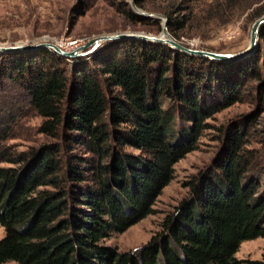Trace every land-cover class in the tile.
Segmentation results:
<instances>
[{"label": "trees", "instance_id": "1", "mask_svg": "<svg viewBox=\"0 0 264 264\" xmlns=\"http://www.w3.org/2000/svg\"><path fill=\"white\" fill-rule=\"evenodd\" d=\"M178 7L164 12L173 36L199 15ZM250 8L259 17L264 0H214L201 18L229 21ZM0 90V164H8L0 165V264H264L235 257L242 241L264 236V164L249 146L258 109L221 127L211 166L185 183L188 197L141 248L104 243L154 212L174 164L195 149L209 119L235 103L264 104V24L257 49L234 61L135 39L76 62L47 49L0 53ZM4 112L9 121L41 117L37 132L48 140L8 145ZM178 117L190 126L171 143Z\"/></svg>", "mask_w": 264, "mask_h": 264}, {"label": "rangeland", "instance_id": "2", "mask_svg": "<svg viewBox=\"0 0 264 264\" xmlns=\"http://www.w3.org/2000/svg\"><path fill=\"white\" fill-rule=\"evenodd\" d=\"M132 1H134L138 9L157 14L159 18L138 14L132 5ZM213 1L141 0L142 5L139 6L136 4V0H0V44L6 46L17 43L42 42L57 44L62 41L72 43L76 40L85 43L97 36L120 32H142L160 36L164 21L168 19L164 12H173L172 10L182 5V7L178 8L190 6L193 8V12L197 13V15L199 13V15L194 21L187 22L182 30L175 33V36L167 30L172 39L188 48L214 52L233 53L245 49L249 43L251 24L256 19L252 16V8L242 13L236 12L229 21H227V18L218 21L202 19V10ZM256 5L254 4L253 7ZM129 11L145 18V20L138 21V19L127 17L126 12ZM118 41L121 40L103 41L94 47L88 56L82 57H92L107 44ZM36 50L39 49L15 52ZM77 59L67 60L76 62ZM6 83V81H2L4 87ZM254 84V81H247L246 88L249 92L254 93ZM6 92L10 96L11 91ZM0 96V100L3 101L4 93L0 92ZM7 100L9 101V98ZM263 108L264 104L257 107L255 103H235L209 119L207 121L209 127L202 131L196 142L195 149L186 153L174 164L173 178L157 196L152 206L154 212L130 225L125 231L112 233L105 240V245L115 247L119 251L136 252L141 248L154 233L160 230L164 217L173 212L182 199L188 197L189 187L185 183L193 175L211 166L210 164L221 148V127H225L237 116L256 109L261 111V113L258 116L255 115L252 119L251 128L253 130L251 129L250 139H252L249 146L255 154L259 153L262 156L261 160L263 161L262 164H264ZM3 115L5 116L3 127L12 131L9 132L10 134L12 133L11 136H14L12 139L7 140L6 143L8 145L13 146L17 150H24L33 146L36 147L48 140L46 136L37 132V127L42 121L41 117L29 115L18 121H9L11 114L4 112ZM189 126L190 122L178 117L173 125L171 135H168L169 141L175 143L184 140ZM2 131L0 130V133ZM0 165L8 164L2 163ZM261 184L264 185V176L261 179ZM4 235L5 230L0 224V240ZM235 257L244 261H264V236L242 241L235 253ZM2 264L19 263L10 260ZM244 264H247V262Z\"/></svg>", "mask_w": 264, "mask_h": 264}, {"label": "water", "instance_id": "3", "mask_svg": "<svg viewBox=\"0 0 264 264\" xmlns=\"http://www.w3.org/2000/svg\"><path fill=\"white\" fill-rule=\"evenodd\" d=\"M132 5L135 9V11L144 16L159 18L157 14L145 12L140 9H138L135 6L134 1H132ZM164 26L162 28V33L160 36H153L149 34H145L142 32H120L115 34H107V35H101L94 38H91L90 40L86 41L76 49L72 51H66L61 49L57 44L53 42H42V43H17L12 45H3L0 44V52H15V51H26V50H33V49H41L45 48L48 50H51L55 54L66 58V59H77L82 56H88L94 47H96L98 44H100L103 41H112V40H122V39H137L142 41H148V42H158L167 44L170 47L174 48L177 51H181L183 53L189 54V55H196V56H202L209 59L214 60H220V61H234L241 58H244L248 56L250 53L255 51L259 44V30L260 27L264 24V14L260 15L258 18H256L250 27V34H249V43L248 46L240 51L228 53V52H214V51H207V50H200V49H194V48H188L183 46L182 44L178 43L176 40L172 39L167 31L166 24L168 22V19H165ZM90 47V48H89ZM89 48V49H88Z\"/></svg>", "mask_w": 264, "mask_h": 264}, {"label": "built area", "instance_id": "4", "mask_svg": "<svg viewBox=\"0 0 264 264\" xmlns=\"http://www.w3.org/2000/svg\"><path fill=\"white\" fill-rule=\"evenodd\" d=\"M82 44L83 43L79 42L78 40L73 41L72 43H66V42L62 41V42H58L57 46H59L63 50L72 51V50L76 49L77 47H79Z\"/></svg>", "mask_w": 264, "mask_h": 264}]
</instances>
